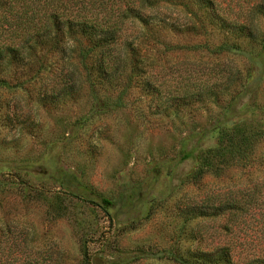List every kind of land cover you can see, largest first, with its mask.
Returning <instances> with one entry per match:
<instances>
[{
	"label": "rangeland",
	"instance_id": "rangeland-1",
	"mask_svg": "<svg viewBox=\"0 0 264 264\" xmlns=\"http://www.w3.org/2000/svg\"><path fill=\"white\" fill-rule=\"evenodd\" d=\"M57 2L126 15L107 44L74 33L13 56L9 32L40 20L0 0V264L264 259V0H149L137 18Z\"/></svg>",
	"mask_w": 264,
	"mask_h": 264
},
{
	"label": "trees",
	"instance_id": "trees-1",
	"mask_svg": "<svg viewBox=\"0 0 264 264\" xmlns=\"http://www.w3.org/2000/svg\"><path fill=\"white\" fill-rule=\"evenodd\" d=\"M14 2L20 3L19 6L22 9V17L27 18V20H33L35 18H39L40 23H38L40 26L36 28V30L32 33L29 31L21 32L19 31L18 34L16 33H10L9 32V38L5 40L2 50L6 52V54L9 55H19L21 53V50H24L28 48L27 46L29 40H40L41 38L47 37L48 39H53L54 41H57L58 39L64 38L66 35L71 36V34H79V35H85L88 36L90 41L94 44H107L109 41H111L115 34L117 33L119 27H120V20L121 18L125 17V13L123 14L122 9L116 11L113 10L114 13L111 12V10L107 8H103L102 10H99L96 17L88 16L89 13H82L80 10L77 12H74L73 8L72 10L69 9V4L66 2V4H63L62 2L58 3L56 5V8L63 7L62 12L52 11L50 10V4L51 2L56 0H12ZM124 2L127 8V12H136V18L138 17V10L135 7L136 5L138 7H142L144 5H148L149 0H133L132 3L128 2V0H121ZM15 4V3H14ZM4 6H9L10 9H12L11 2H5ZM59 6V7H58ZM55 7V6H54ZM68 8V9H67ZM116 13V15H114ZM113 16V19L111 20V17ZM20 27V26H19ZM239 32L246 31L247 27H241L238 29ZM36 32V33H35ZM248 33V32H247ZM17 40L20 43H22V47L15 48L13 45V41ZM8 41H10L11 44H7ZM25 46V47H24ZM264 46V45H263ZM2 47V46H0ZM112 58L111 60H113ZM194 97H198L200 95L193 94ZM188 96L183 97V99H186ZM217 124V123H216ZM219 124V123H218ZM216 126V125H215ZM217 127V126H216ZM216 127H214L216 129ZM214 129V130H215ZM191 140H184L181 144V150L180 153L182 154V159H194V149L187 150L188 142ZM157 178L156 175H154V179ZM140 187L134 188L132 192L129 194V196L126 198V202L129 204H132L135 200H140L143 195L140 194ZM124 202V200H123ZM101 209L104 211H109L114 209L115 204L113 202H110L106 199L100 198V206ZM226 207V204H220L218 205V208ZM220 254L225 264H237L238 261L234 259L233 254H231L230 251H216V253H204L200 252L198 256L200 259H211V256H215V254ZM202 256V257H201ZM220 258V257H219ZM246 264H264L263 258H255V260H249ZM83 264H91L90 257L86 250L83 252Z\"/></svg>",
	"mask_w": 264,
	"mask_h": 264
}]
</instances>
